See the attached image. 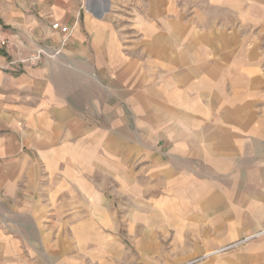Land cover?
<instances>
[{"label": "crops", "instance_id": "crops-1", "mask_svg": "<svg viewBox=\"0 0 264 264\" xmlns=\"http://www.w3.org/2000/svg\"><path fill=\"white\" fill-rule=\"evenodd\" d=\"M0 26L62 50L18 70L0 53V264H94L118 176L203 249L264 228V0H0ZM222 260L264 264V236Z\"/></svg>", "mask_w": 264, "mask_h": 264}, {"label": "rangeland", "instance_id": "rangeland-1", "mask_svg": "<svg viewBox=\"0 0 264 264\" xmlns=\"http://www.w3.org/2000/svg\"><path fill=\"white\" fill-rule=\"evenodd\" d=\"M55 21L61 22L59 19L51 18V27L52 23ZM8 36L13 37L14 39H20L16 36ZM22 41L25 42L24 40ZM39 45H45L52 49L57 48L54 45L51 46V44H44L42 40H38L35 47ZM127 108L129 110V107ZM98 123L99 122H95V124ZM160 145L161 144L157 143L154 145L155 151L159 149L163 152ZM145 161V158L134 159L132 165L133 174L136 176V179H133L134 183L132 186L138 187V194L141 195L142 193L139 190L140 177L142 175L141 168L142 166L143 168L146 167V164H144ZM88 172L91 171L86 170V172H82L85 178L91 180H97L98 178L103 181L104 173L100 172V175L97 177H90L87 174ZM39 173L40 176H42L43 182L49 181V173H47L45 168H42ZM80 173L81 172H79V174ZM145 176H147V178L150 177L148 173L145 174ZM62 178L63 176L56 174L55 177H53V180H61ZM43 182L41 185H43ZM120 182L121 179L118 176L115 183L111 181L109 185L102 187L114 202L116 216L115 218H111V223L109 225L106 224V229H104L103 226L101 227V237L103 238L104 244H100L99 258H95L96 260H100L101 264H222V256L230 255L233 252L242 249L250 242L264 236V228H262L244 234L237 239L228 241L212 250L203 249L202 235H197L198 231H196L194 227L191 228L193 232L190 230L188 225V222L190 223L189 218L177 216L182 211L179 208L177 209L178 205L176 203L174 206L176 209L171 208L162 211L157 208V205L159 203L161 204V202L154 201L152 202L153 204H150L147 209L142 211L141 209H137L136 205L130 201V187L128 185L125 187L121 185ZM151 188L155 189L157 187L153 184ZM133 195L135 196V194ZM136 196L139 195L136 194ZM140 210L145 215L144 221L141 222L140 218H138ZM102 225H104V221H102ZM137 230H142L147 235H153V242L155 244L150 245L149 247L147 246L146 248L145 245H141L140 238L142 235L137 233ZM255 233L260 234L247 239L249 235ZM108 240L113 242L112 245L106 244ZM216 249H219L220 251L213 254H207ZM37 252L43 254L42 248L38 247ZM85 256L86 258L89 257L87 254ZM96 260L94 264H97Z\"/></svg>", "mask_w": 264, "mask_h": 264}, {"label": "built area", "instance_id": "built-area-1", "mask_svg": "<svg viewBox=\"0 0 264 264\" xmlns=\"http://www.w3.org/2000/svg\"><path fill=\"white\" fill-rule=\"evenodd\" d=\"M52 28L62 33H67L69 31V27L60 21L52 23ZM2 52H7L9 54L8 67L12 70L35 67L44 63L47 59H56L62 54L60 48L52 49L45 45L29 48L22 40L14 39L4 34L0 26V53ZM259 234L260 233L249 235L247 239Z\"/></svg>", "mask_w": 264, "mask_h": 264}, {"label": "bare ground", "instance_id": "bare-ground-1", "mask_svg": "<svg viewBox=\"0 0 264 264\" xmlns=\"http://www.w3.org/2000/svg\"><path fill=\"white\" fill-rule=\"evenodd\" d=\"M264 232V231H263Z\"/></svg>", "mask_w": 264, "mask_h": 264}]
</instances>
